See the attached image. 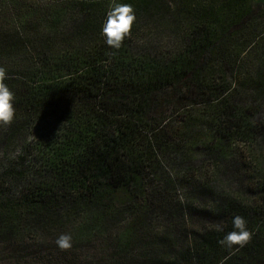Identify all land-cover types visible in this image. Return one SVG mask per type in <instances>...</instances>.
<instances>
[{
	"label": "rangeland",
	"instance_id": "1",
	"mask_svg": "<svg viewBox=\"0 0 264 264\" xmlns=\"http://www.w3.org/2000/svg\"><path fill=\"white\" fill-rule=\"evenodd\" d=\"M224 1L240 4L17 0L15 5L28 12L20 26L5 15L11 1L0 0V34L6 36L0 39L15 35V43L26 44L29 60H37L35 53L41 51L50 59L76 52L93 55L107 45L101 28L112 5L131 4L136 20L116 49L118 61L122 53L131 61L123 65L106 60L117 67L110 92L122 96L125 104L137 90L130 77L136 78L137 88L155 93L158 88L150 81L157 70H174L186 62L191 68L172 76L162 92L155 93L147 121L121 153L135 172L130 192L140 208L134 210L123 206L130 198L129 186L126 194L115 187V201L101 208L75 200L80 193L63 192L60 186L50 208L39 215L27 210L32 204L25 197L37 190L31 189L34 184L48 179L46 163L62 143L69 114H77L80 106V97L70 90L74 70L34 80L49 82L54 100L22 113L20 133L0 144V209L14 218L12 244L0 238V264H245L240 245L225 246L215 262L206 261L199 247L203 236L228 225L225 217L237 212L247 218L250 232L243 246L257 248L247 257L264 264V22L255 16L260 7L253 6L252 14L243 13L230 28L240 31L227 45L216 18ZM83 22L97 27L94 33L81 29ZM203 30L213 34L208 53L203 48L187 50ZM22 63L18 60L14 66L0 58L8 87L23 83ZM112 115L133 121L123 110ZM62 233L71 235L69 248L56 243Z\"/></svg>",
	"mask_w": 264,
	"mask_h": 264
},
{
	"label": "trees",
	"instance_id": "2",
	"mask_svg": "<svg viewBox=\"0 0 264 264\" xmlns=\"http://www.w3.org/2000/svg\"><path fill=\"white\" fill-rule=\"evenodd\" d=\"M5 15L9 20L17 21V24L24 26V21L28 16V12L19 6H16L17 0H10ZM15 1V2H14ZM231 1V0H230ZM240 4H229L222 2L218 5L221 15H217L219 20V29L222 31V36L227 45L233 41V37L240 30L230 31V28L239 23L243 13L252 14L253 6L260 7V12L257 13L259 21L264 22V0H236ZM17 13L16 17L9 12ZM230 15V16H228ZM16 23V22H15ZM203 24V23H202ZM89 22H83L81 29L94 33L95 29ZM15 36V35H13ZM13 36L9 40L0 39V58H4L11 65H17V61L23 63L22 69L23 83L12 85L9 89L14 93L13 107L15 109L14 119L11 124L0 127V144H4L9 140V135L16 136L20 133V128L23 125L24 117L22 113L27 111H37L43 104L54 100L53 93L55 90L48 87L46 80L40 83L34 80L39 77L46 79L53 72L70 68L75 71V79L70 80L73 93H76L79 98L78 113L71 112L67 118L68 124L61 136L62 143L58 149L52 152V155L47 161L45 174H48V179L34 184L31 189L36 190L25 197V201L30 205L27 210L31 214L39 215L40 210L50 208L53 204V195L61 186L63 192L80 193L78 201L92 202L97 208L107 206V203L115 201V187L123 193L125 187L129 186L128 200H124L125 208L139 209L136 206V195L130 190L133 186L130 184L133 181L134 170L133 166L127 161L122 160L121 153L127 148L128 143L132 140L137 128L147 121L154 104L156 103L157 92L161 93L165 85L172 76L185 73L191 68L187 64L175 67L174 70L159 69L150 81V85L156 86L158 89L155 93L149 89L137 88V80L132 77L129 81L135 86L136 95L130 98V103L125 104L122 101V96L113 95L110 92V87L117 81L116 65L106 64V60L112 59L114 63L126 64L131 60H124L123 53L121 60L116 57V49L107 45H101V49L94 52L93 55L87 56L83 52H76L60 56L61 58L50 59L44 51L35 53L36 58L27 56L23 49H26V44H21L20 41L13 40ZM4 34H0V38H4ZM213 34L209 30H203L199 40L193 42L192 46L187 50H197L203 48V52L208 53V45L212 41ZM219 49H216V51ZM80 55V56H77ZM189 53L186 52L185 57ZM51 60V61H49ZM49 61V62H48ZM4 82V80H3ZM123 110L125 114L132 118L133 121H120L118 116L112 115L115 111ZM79 115L78 119L75 116ZM114 117V118H113ZM13 139L9 141H13ZM2 171L0 170V174ZM107 199L104 200V197ZM145 205L150 208L148 197L145 198ZM143 208V207H141ZM164 209V208H157ZM13 215V214H12ZM12 215L8 211L0 209V238L6 241L7 245H11V230L10 222ZM241 216L247 223V218L243 212L232 213L231 218L225 217V221L229 224L222 227L219 231L208 232L207 235L201 238L200 249L206 253V261L209 258H215L225 250V246L219 241L222 237L233 231L232 219L234 216ZM95 219V218H94ZM242 248V256L246 258L245 264H255L247 257V254L257 248L251 245H244ZM189 255L187 252L185 257ZM238 259V256L237 258ZM203 261V262H206ZM206 264V263H203Z\"/></svg>",
	"mask_w": 264,
	"mask_h": 264
},
{
	"label": "clouds",
	"instance_id": "3",
	"mask_svg": "<svg viewBox=\"0 0 264 264\" xmlns=\"http://www.w3.org/2000/svg\"><path fill=\"white\" fill-rule=\"evenodd\" d=\"M136 15L131 4L114 3L103 21L101 35L104 42L115 49L121 47L122 41L130 33ZM4 69L0 68V127L11 124L14 119L15 109L13 107L14 93L3 82ZM233 231L226 233L219 243L223 246L232 247L234 245L243 246L250 238L246 221L237 215L232 219ZM60 248L66 249L71 246V235L62 233L56 240Z\"/></svg>",
	"mask_w": 264,
	"mask_h": 264
}]
</instances>
